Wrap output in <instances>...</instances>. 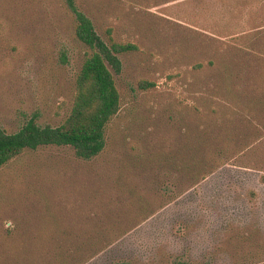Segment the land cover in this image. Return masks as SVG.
Instances as JSON below:
<instances>
[{"label": "rangeland", "instance_id": "obj_1", "mask_svg": "<svg viewBox=\"0 0 264 264\" xmlns=\"http://www.w3.org/2000/svg\"><path fill=\"white\" fill-rule=\"evenodd\" d=\"M71 1L136 50L109 67L98 156L42 146L0 168V264H264V0ZM75 26L68 0H0L6 133L68 116L90 53Z\"/></svg>", "mask_w": 264, "mask_h": 264}, {"label": "trees", "instance_id": "obj_2", "mask_svg": "<svg viewBox=\"0 0 264 264\" xmlns=\"http://www.w3.org/2000/svg\"><path fill=\"white\" fill-rule=\"evenodd\" d=\"M68 5L75 16V36L90 50L75 79L70 112L56 127L40 126L34 118L11 134L0 127V168L25 150L34 151L42 146L71 147L75 155L83 160L98 156L105 147L106 126L120 107V95L109 67L119 72L121 63L117 55L136 50V47L116 43L111 38L108 44L105 43L95 33L90 20L77 10L71 0H68ZM260 182L264 183V175L260 177ZM114 264L129 263L119 261Z\"/></svg>", "mask_w": 264, "mask_h": 264}]
</instances>
